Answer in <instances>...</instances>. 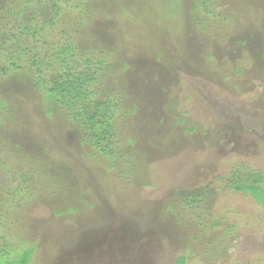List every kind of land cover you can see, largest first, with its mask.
<instances>
[{"label": "rangeland", "instance_id": "obj_1", "mask_svg": "<svg viewBox=\"0 0 264 264\" xmlns=\"http://www.w3.org/2000/svg\"><path fill=\"white\" fill-rule=\"evenodd\" d=\"M90 1L77 37L107 49L123 76L124 136L137 140L120 157L134 168L115 161L124 182L39 92L0 83L3 156L40 160L68 193L18 212L28 264H176L182 253L185 264H264V206L224 179L241 164L264 179V0H207L200 29L201 0ZM192 194L198 208L182 206Z\"/></svg>", "mask_w": 264, "mask_h": 264}, {"label": "trees", "instance_id": "obj_2", "mask_svg": "<svg viewBox=\"0 0 264 264\" xmlns=\"http://www.w3.org/2000/svg\"><path fill=\"white\" fill-rule=\"evenodd\" d=\"M206 1L194 6L197 29L210 23L211 10ZM90 3V0H0V83L16 78L25 89L39 92L77 130L80 143L108 160L109 170L125 182L128 170L119 169L115 161L121 160L124 166L134 168L130 165L131 156L126 160L120 157L125 152L120 146H131L137 140L124 136L126 116L133 107L126 105L124 91L120 90L123 76L116 75L115 61L107 49L97 50L98 46L92 42L77 37L85 23L76 21L74 16L83 15ZM9 104L8 98H0V264H28L34 244L24 237L26 232L22 233L18 223L25 226L26 221L18 212L39 195L53 194L59 199L67 191L61 179L50 175L49 168L41 165L40 160L31 157L24 162L12 154L3 156L8 150L4 133ZM138 157L133 160L138 161ZM10 158L16 160L14 168ZM224 179L226 187L249 194L264 206L261 171L241 164L230 169ZM200 201L198 194L180 199L182 206L193 209L198 208ZM73 208L69 205L64 210ZM14 214L16 219L12 218ZM210 223L216 224L214 220ZM13 254L16 256L12 257ZM186 259V253L179 254L175 263L185 264Z\"/></svg>", "mask_w": 264, "mask_h": 264}]
</instances>
